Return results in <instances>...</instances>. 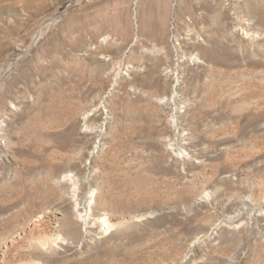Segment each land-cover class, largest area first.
Wrapping results in <instances>:
<instances>
[{"label": "rangeland", "instance_id": "374dc122", "mask_svg": "<svg viewBox=\"0 0 264 264\" xmlns=\"http://www.w3.org/2000/svg\"><path fill=\"white\" fill-rule=\"evenodd\" d=\"M0 264H264V0H0Z\"/></svg>", "mask_w": 264, "mask_h": 264}, {"label": "bare ground", "instance_id": "6f19581e", "mask_svg": "<svg viewBox=\"0 0 264 264\" xmlns=\"http://www.w3.org/2000/svg\"><path fill=\"white\" fill-rule=\"evenodd\" d=\"M76 208H77V206H76ZM80 216L82 217V215H80ZM100 223H101V230H103L104 232H109V229L111 230V229H115L116 228L115 224L109 223V221H107V219H105V218H101L100 219ZM66 241L67 240L65 238L58 237L55 242L66 243Z\"/></svg>", "mask_w": 264, "mask_h": 264}]
</instances>
